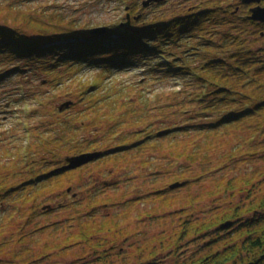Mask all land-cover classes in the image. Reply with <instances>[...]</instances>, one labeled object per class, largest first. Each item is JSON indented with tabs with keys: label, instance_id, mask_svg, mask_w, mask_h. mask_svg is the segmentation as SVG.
I'll use <instances>...</instances> for the list:
<instances>
[{
	"label": "trees",
	"instance_id": "1",
	"mask_svg": "<svg viewBox=\"0 0 264 264\" xmlns=\"http://www.w3.org/2000/svg\"><path fill=\"white\" fill-rule=\"evenodd\" d=\"M128 1L120 27L112 24L100 36L77 25L51 30L41 26L29 35L19 24L0 23V69L13 65L9 73L24 70L19 66L25 62H38L36 70L56 73L57 85L63 78L59 71L63 66L97 62L110 72L136 65L147 73L145 79L168 77L178 88L168 93V118H164L168 123L158 128L149 113L150 101L143 98L151 91L145 93L146 89H142V97L129 98L127 86L107 93L99 91L100 87L88 86L82 101L70 100L73 104L67 109L80 105L74 119L84 123L77 128L92 132L94 138L78 139L71 123L61 121L72 132L70 138L81 141L61 162L48 163L43 157L29 161L28 157L24 167L20 165L22 161L16 162L17 155L6 151V166L0 163L3 219L13 221L34 213V230L26 228L34 220L33 215L19 228L26 231L24 236L33 237L40 230L64 229L57 223L40 227V213L71 207L70 222L76 220L77 227L56 248L58 256L72 247L80 248V258L71 264H264V22L252 18L253 9L264 7V0H161L148 5H144L148 0ZM129 14L131 24L126 25ZM190 89L194 93L188 94ZM122 125L135 129L133 135L122 133L116 146H105L103 141L99 144ZM193 135L197 137L194 140ZM64 138L59 136L53 141L65 145ZM167 138L168 148L161 140ZM53 141L46 139L43 148L49 151ZM32 147L29 155L33 154ZM98 152L100 156L79 168H63L68 157ZM157 152L168 158V166L153 171ZM92 165L100 168L96 173L99 177L119 173L126 184L128 179L146 181L142 191L140 187L135 190L137 196L123 202L125 206L143 204L152 198L170 204L171 193L199 185L204 179H210L214 188L206 191L207 195L199 193L180 210L168 211V215L139 216L137 224L141 229L137 234L127 230L130 227L113 231L109 223L98 221L100 209H104L98 203L102 201L99 190L105 187L106 180L94 188L99 193H93L88 191L96 178L90 177L92 171L82 179L75 178L92 169ZM177 165V177L159 186L157 176L173 171ZM193 165L202 169L195 177L187 175ZM225 172L232 177L227 179ZM69 181L79 182L85 197L73 192L79 185L69 186L66 193L70 195L71 189L73 197L82 201H59L56 208L55 202L63 198V193L56 194L55 190ZM182 182L186 184L172 187ZM101 183L102 178L94 185ZM236 193L241 195L240 200L226 198H234ZM208 195L214 201L203 208L200 204ZM48 196L51 201L40 210L38 202ZM109 201L107 204L113 205ZM8 204L11 210L6 209ZM157 227H161L158 233ZM19 250L13 252L10 247L8 256L12 261L22 258L23 248ZM41 262L39 257L32 264ZM0 264L5 261L0 259Z\"/></svg>",
	"mask_w": 264,
	"mask_h": 264
},
{
	"label": "rangeland",
	"instance_id": "2",
	"mask_svg": "<svg viewBox=\"0 0 264 264\" xmlns=\"http://www.w3.org/2000/svg\"><path fill=\"white\" fill-rule=\"evenodd\" d=\"M128 3V0H0V23L9 25L19 24L29 35H34L41 26H47L46 28L51 30L54 27L69 28L77 25L76 28L91 31L93 28L102 26L109 27L112 24L119 26L126 18ZM165 8L166 6L162 9ZM42 22L44 23L42 24ZM49 22H52V24L47 25ZM115 36L118 37V35ZM54 57L52 55V58ZM37 65L38 62H25L19 66L21 67L20 69L24 70L12 71L10 73L8 70L14 68L13 65L2 66L0 69V163L4 166L7 163L5 157L7 150L17 155L16 162L22 161L20 165L24 167L27 165L28 157L29 161H33L34 158L39 159V157H43L48 163L54 164L58 161L61 162L66 156L71 155L73 147H78L81 141H78L77 138L74 140L71 139L69 134L72 132L61 125V121H69L71 123L69 125L74 128L78 139L91 140L94 138L96 135L92 132L90 133L82 129L78 130L77 128L84 123L81 119H74V115L80 105L63 112H60L58 109L60 105L67 101L73 100L75 102L78 100L80 102V99L82 101V95L86 90L90 89L89 87H100L98 88L99 91L102 90V93H107L116 87L121 88L127 86L130 93L129 98L142 97L140 91L142 89H146L145 93L151 91L149 96L143 98H147L150 101L149 113L152 115V121H155L157 124L156 127L158 128L166 126V123H168L164 121V118H168V93L178 89L174 84L170 83L168 77L148 80L145 79L148 76L147 73L139 71L136 65L122 67L109 72L100 68L97 62H91L85 65L76 64L73 67H61L59 71L63 78L60 84L55 85L56 73H52L51 75L43 73L35 69ZM30 66L32 68H29ZM96 93L101 94L100 92ZM190 93H194V89H190L188 94ZM172 111L173 109L169 108V113H172ZM163 114H167V116H163ZM96 131H100V128H97ZM134 131L135 129L133 130L130 125H122V128L116 130V133L109 134L108 137L99 140V144L103 141L105 142V146L111 144L116 146V144L120 143L122 133L132 132L133 135ZM59 136L65 137V145L54 143L53 139H57ZM191 138L194 140L197 137L193 135ZM46 139L53 141L49 145L51 147L49 151L43 148ZM161 140L162 143H165L166 148H168V138ZM32 145H39V147H32ZM30 147L33 149L32 155H29ZM148 155L145 153L146 157ZM157 155L158 162L153 171L165 169V166H168V158L163 157L158 152ZM110 166L105 165L107 168ZM178 166L173 171L171 170L170 172L157 176L160 181L159 186L168 185L177 177L176 174L178 175L179 173ZM99 169L97 165H92V169L84 170L80 174H77L75 178L82 179L83 176H89V173L92 171L93 175L90 174V177L95 176L96 178L92 179L93 181L89 184L88 191L93 190V193H99L97 191L94 192V188L99 185L101 187L104 180L109 183L107 184L105 182V187L99 190L101 194L99 197L102 198V201L98 203H101L100 205L104 209H100L98 221L100 223H109L113 231H118L119 229H125L126 231V227H130L127 230L137 234L141 229L137 224L138 216L144 213L164 214V212L168 215V211L180 210L188 205L191 202L190 200L199 193H205L207 195L206 191L214 188V184L210 179H204L199 185L187 188L183 187V189L171 193L172 201H170V204L168 201H156L152 198L143 204H134L135 206L129 204L125 206L126 204L124 205L123 202L137 196L138 193L135 190L140 187L139 191H142L146 181L143 183V180L136 181L128 179V183L126 184V179L119 173L114 176L108 175L107 177L97 176L96 173H98ZM191 169L193 171L187 173L191 177H195L197 173L202 171L198 165H193ZM25 171L28 170L26 169ZM13 172H15V167ZM223 172L220 173L223 174ZM67 174L72 176L71 172ZM224 174L227 176V179L232 177V174L228 172ZM145 176L147 177L149 175L146 173ZM13 177L15 178L16 176ZM101 178L102 183L94 185V182H101ZM114 180L118 181L119 186H117ZM114 182L115 185H113ZM76 184L79 186L75 187L73 192H76L82 198L85 197V192H83V187L79 182H66L55 190L56 194L61 191L63 193L61 194L63 198L55 202L54 206L56 208H58L57 203L59 201L61 203L72 201L74 204L82 201L80 198L75 199L73 197L71 189H69L70 195L66 193L69 186ZM48 197L38 202L40 210L51 201V197ZM211 197L208 195L205 200L202 199L203 201L200 205H203V208L209 206L214 201L213 197ZM216 198L220 197L217 196ZM226 198L229 201H238L241 199V195L236 193L234 198H229L228 196ZM107 199H110L109 203L113 205H108ZM70 208L66 206V208L57 209L54 212L39 214L38 221L40 227H51L57 223L64 226V229L59 231L51 228L40 230L33 237H29L24 236L26 231H21L19 228L23 227V224L27 223V220L29 221L27 219L29 215H33L34 220L30 221V225H26L28 227L25 226L32 230L35 224V214L26 213L23 218L17 217L13 221H8V219H3L2 208L0 207V227L2 224L4 225L3 228H0V245L2 246L0 259L5 261V264H32V261L39 257L42 259L41 264H46L45 260L47 264H71L77 262L78 258H80L77 251L80 248L72 247L69 252L62 256H58V251L56 250L59 244H64L63 240L66 236L77 227L76 220L70 222ZM6 209L11 210V206L8 204ZM70 223L74 225L69 226ZM115 223L119 225L117 228L114 226ZM160 230L161 227L156 228L157 233ZM153 232L150 231V234H154ZM10 247H12L13 252L20 251L19 248H23L21 252L22 258H20L19 262L12 261L10 255L8 256ZM45 255H47L46 258L43 257ZM111 256L112 259L115 258V255L112 254ZM86 257L91 258L89 255Z\"/></svg>",
	"mask_w": 264,
	"mask_h": 264
},
{
	"label": "water",
	"instance_id": "3",
	"mask_svg": "<svg viewBox=\"0 0 264 264\" xmlns=\"http://www.w3.org/2000/svg\"><path fill=\"white\" fill-rule=\"evenodd\" d=\"M152 1H161V0H148V1H146L144 3V5H148ZM252 18L264 22V7L263 6H258L256 8H254L253 9V17ZM131 20H132V17L129 14L128 15V21L126 23H124V24H126V25L131 24ZM106 32H107V28L104 27V26L96 27V28H93L91 30V33L93 35H96V36L103 35ZM72 104H73L72 101H67V102L63 103L62 105H60L59 110L60 111H64L65 109L69 108ZM100 154H101V152H98V153H85V154H82V155H79V156L68 157L66 159L67 165L64 166L63 168L67 169V170L79 168V167L83 166L84 164H86V163L92 161L93 159L97 158L98 156H100ZM185 184H186V182L176 183V184L172 185V187H178V186H182V185H185Z\"/></svg>",
	"mask_w": 264,
	"mask_h": 264
},
{
	"label": "flooded vegetation",
	"instance_id": "4",
	"mask_svg": "<svg viewBox=\"0 0 264 264\" xmlns=\"http://www.w3.org/2000/svg\"><path fill=\"white\" fill-rule=\"evenodd\" d=\"M255 1H257V0H255ZM145 214H147V213H144V214H142V215H145ZM149 214H154V213H149ZM140 216H141V215H140ZM138 219H140L139 216H138L137 220H138Z\"/></svg>",
	"mask_w": 264,
	"mask_h": 264
}]
</instances>
